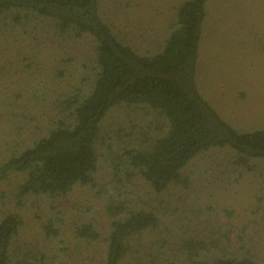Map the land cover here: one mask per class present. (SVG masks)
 <instances>
[{
	"label": "rangeland",
	"instance_id": "374dc122",
	"mask_svg": "<svg viewBox=\"0 0 264 264\" xmlns=\"http://www.w3.org/2000/svg\"><path fill=\"white\" fill-rule=\"evenodd\" d=\"M183 0H99L114 35L137 51L161 41ZM196 84L219 116L239 131L264 128V0H207ZM95 42L75 37L31 10L0 13V161L47 132L70 94L84 93L95 74ZM63 112V113H62ZM161 115L120 104L101 121L97 167L90 184L63 196H22V173L0 180V218L21 219L15 261L44 253L45 264H103L114 205L153 212L154 228L131 236L120 264H191L222 253L248 254L264 264V161L240 162L230 148L196 155L184 184L155 191L127 163L130 149L160 133ZM247 164L249 167H247ZM97 230L80 236L79 228Z\"/></svg>",
	"mask_w": 264,
	"mask_h": 264
},
{
	"label": "trees",
	"instance_id": "16d2710c",
	"mask_svg": "<svg viewBox=\"0 0 264 264\" xmlns=\"http://www.w3.org/2000/svg\"><path fill=\"white\" fill-rule=\"evenodd\" d=\"M207 0H183L175 8L165 37L150 49L137 51L120 41L99 14V0H0V13L31 10L55 20L59 29L75 37L90 35L95 42V74L84 93H72L62 107L65 117L23 149L0 161V180L22 173V196H63L75 184H90L97 167L101 121L114 106H148L161 115L160 133L146 146L130 149L127 163L155 191L184 184L180 171L199 153L228 147L246 164L264 161V128L239 131L223 120L201 96L196 65ZM63 113V112H62ZM247 167L249 165L247 164ZM103 264H120L131 236L154 228L153 212L114 205ZM21 219L9 212L0 218V264L15 261ZM79 235L96 237L97 230L82 226ZM24 264L27 252L21 255ZM34 264H45L43 252ZM191 264H258L250 255L234 253L200 257Z\"/></svg>",
	"mask_w": 264,
	"mask_h": 264
}]
</instances>
